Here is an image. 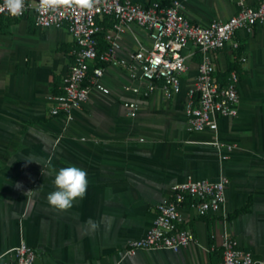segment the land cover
Here are the masks:
<instances>
[{"label":"crops","instance_id":"1","mask_svg":"<svg viewBox=\"0 0 264 264\" xmlns=\"http://www.w3.org/2000/svg\"><path fill=\"white\" fill-rule=\"evenodd\" d=\"M181 1L189 17L201 24L228 19L238 10L236 0ZM102 25L98 38L105 50L112 21L107 18ZM236 39L237 50L228 45L214 52L222 83L231 63L240 69L239 114L218 121L221 140L236 147L228 159H221L211 131L188 129L184 103L202 59L193 43L185 50L187 69L180 91L171 99L157 90L140 99V109L131 116L124 105L136 99L124 88L130 76L123 66L111 64L104 75L111 92L92 91L69 120L51 113L48 95L62 92L74 60L73 34L66 26H37L33 10L20 18L2 15L0 264H14V249L22 240L35 249V264H220L227 237L256 257L264 256V26L252 33L239 30ZM120 43L118 53L126 55L139 43L152 42L148 30L133 23ZM72 165L87 171V194L60 211L46 199L56 190L53 169ZM190 175L208 180L227 175L223 208L199 215L186 202L182 212L195 242L178 251L139 249L127 254L126 242L148 232L158 204Z\"/></svg>","mask_w":264,"mask_h":264},{"label":"built area","instance_id":"2","mask_svg":"<svg viewBox=\"0 0 264 264\" xmlns=\"http://www.w3.org/2000/svg\"><path fill=\"white\" fill-rule=\"evenodd\" d=\"M236 2V14L228 19H214L208 24L194 22L181 0H171L166 5L160 1L143 4L135 0H94L91 6H84L82 0H60L48 6L43 0L36 3L25 0L21 15L12 16L5 10L0 12V17L20 18L33 10L37 26H66L73 34L76 42L74 60L62 81V92L48 95L53 102L51 113L64 114L69 120L89 101L92 91L111 92L104 82L106 67L111 64L123 66L130 76L131 81L124 88L136 99L125 101L124 105L131 116L140 109L139 100L157 90L163 92L165 99H171L180 91L182 75L187 69L185 50L193 43L199 48L202 59L184 103L188 129L211 131L214 134L212 144L221 159H228L236 144L221 140L218 121L220 117L239 114L240 78L233 69L222 83L217 75L214 52L228 45L237 50L240 46L237 31L252 33L256 26H264V0L257 4H249L247 0ZM3 3L4 0H0V6ZM107 18L112 21V26L105 34L108 46L102 50L98 35ZM133 23L148 30L151 46L139 43L126 55H119L120 37ZM229 183L227 175H221L217 180L195 179L190 175L175 184L172 194L158 204L148 232L126 242V253L134 254L139 249L178 251L195 242V234L182 212L184 204L188 202L199 215L217 213L225 204ZM14 255V264H35L37 257L35 249L24 240L15 247ZM257 261H264V256L256 257L235 238L225 239L220 264H257Z\"/></svg>","mask_w":264,"mask_h":264},{"label":"clouds","instance_id":"3","mask_svg":"<svg viewBox=\"0 0 264 264\" xmlns=\"http://www.w3.org/2000/svg\"><path fill=\"white\" fill-rule=\"evenodd\" d=\"M45 6L53 3H59L60 0H43ZM84 6H91L94 0H84ZM25 0H4L0 6V12L7 11L12 16H19L23 13ZM27 163L35 162L30 159H25ZM37 163V162H36ZM49 165L51 162H48ZM39 164V163H38ZM55 172L53 183L55 191L50 192L46 199L48 204L57 210L65 211L73 206L74 201L83 199L88 190V175L87 171L75 165L62 167L59 170L53 169ZM42 174L44 175L43 169ZM17 188H22L21 184L16 185ZM31 191L26 192L29 194ZM257 264H264V261H257Z\"/></svg>","mask_w":264,"mask_h":264},{"label":"trees","instance_id":"4","mask_svg":"<svg viewBox=\"0 0 264 264\" xmlns=\"http://www.w3.org/2000/svg\"><path fill=\"white\" fill-rule=\"evenodd\" d=\"M154 1H160L162 5H166V4H169L170 2L167 1V0H151L150 3L154 2ZM232 69H237L238 71H240L239 69V65L236 63V62H233L230 64L226 74H223V77L222 79H224L225 75H228L229 72L232 70ZM223 82V81H222Z\"/></svg>","mask_w":264,"mask_h":264},{"label":"snow or ice","instance_id":"5","mask_svg":"<svg viewBox=\"0 0 264 264\" xmlns=\"http://www.w3.org/2000/svg\"><path fill=\"white\" fill-rule=\"evenodd\" d=\"M82 2H84V0H82Z\"/></svg>","mask_w":264,"mask_h":264}]
</instances>
